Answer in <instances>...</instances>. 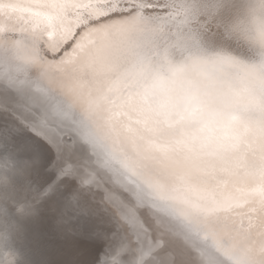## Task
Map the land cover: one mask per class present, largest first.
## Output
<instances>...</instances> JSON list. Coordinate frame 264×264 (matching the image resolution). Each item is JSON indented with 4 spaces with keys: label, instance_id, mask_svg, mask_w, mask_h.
<instances>
[{
    "label": "snow or ice",
    "instance_id": "obj_1",
    "mask_svg": "<svg viewBox=\"0 0 264 264\" xmlns=\"http://www.w3.org/2000/svg\"><path fill=\"white\" fill-rule=\"evenodd\" d=\"M0 225L29 264H264V0H0Z\"/></svg>",
    "mask_w": 264,
    "mask_h": 264
},
{
    "label": "water",
    "instance_id": "obj_2",
    "mask_svg": "<svg viewBox=\"0 0 264 264\" xmlns=\"http://www.w3.org/2000/svg\"><path fill=\"white\" fill-rule=\"evenodd\" d=\"M30 233L33 234V258L37 261L41 257H47L54 262H59L69 250V244L48 227L47 221L31 226Z\"/></svg>",
    "mask_w": 264,
    "mask_h": 264
},
{
    "label": "clouds",
    "instance_id": "obj_3",
    "mask_svg": "<svg viewBox=\"0 0 264 264\" xmlns=\"http://www.w3.org/2000/svg\"><path fill=\"white\" fill-rule=\"evenodd\" d=\"M3 230V226L0 225V233ZM0 264H29V262L22 248L16 247L13 243L5 245L0 239Z\"/></svg>",
    "mask_w": 264,
    "mask_h": 264
}]
</instances>
